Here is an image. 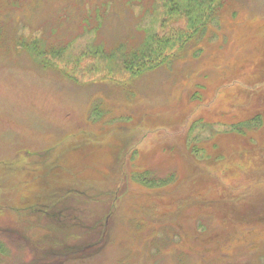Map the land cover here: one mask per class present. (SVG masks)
<instances>
[{"label":"rangeland","instance_id":"374dc122","mask_svg":"<svg viewBox=\"0 0 264 264\" xmlns=\"http://www.w3.org/2000/svg\"><path fill=\"white\" fill-rule=\"evenodd\" d=\"M176 1L0 0V264H264V0Z\"/></svg>","mask_w":264,"mask_h":264},{"label":"trees","instance_id":"16d2710c","mask_svg":"<svg viewBox=\"0 0 264 264\" xmlns=\"http://www.w3.org/2000/svg\"><path fill=\"white\" fill-rule=\"evenodd\" d=\"M175 3L173 5V7H176V6H182V3L181 2H177L176 0H173ZM183 1V0H182ZM185 1V0H184ZM200 0H187L185 4H183V7L182 9L180 8V10H177L175 11L177 14H184L185 16H188L190 17V20H192V18H194L196 15V21H192V23L194 24H198V22L200 20L203 19H206L205 16L207 17L209 14V11L206 10L207 8H205L203 5H202V2H199ZM212 2H214V0H211V4ZM208 4V3H207ZM196 11V12H195ZM214 11V9H213ZM216 12V11H215ZM196 13V14H194ZM214 13V12H212ZM194 14V15H193ZM213 14L210 15V19L213 17L212 16ZM209 19V18H207ZM152 49V48H151ZM150 51V49H148ZM144 49L142 53H140L139 51H135L133 54H130V62L127 63V66L129 67L130 70L133 71L134 69V64H135V61L136 60H140V58L144 59L146 58V60H150L152 59V51L151 53H149V51ZM160 50V49H159ZM158 52V51H157ZM144 62V61H143ZM162 62V61H161ZM152 67H155V66H152L150 65V67L148 68H152ZM147 68V69H148ZM135 70V69H134ZM260 118H256L255 121H258L259 122ZM249 123V122H248ZM251 123V122H250ZM151 184V182H149Z\"/></svg>","mask_w":264,"mask_h":264}]
</instances>
